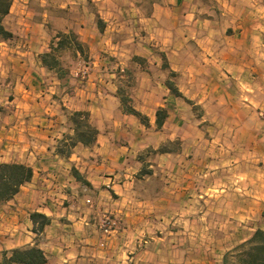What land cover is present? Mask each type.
Masks as SVG:
<instances>
[{"label":"crops","instance_id":"1","mask_svg":"<svg viewBox=\"0 0 264 264\" xmlns=\"http://www.w3.org/2000/svg\"><path fill=\"white\" fill-rule=\"evenodd\" d=\"M202 1L214 13L201 14L198 6H203ZM16 2L21 4L13 0L4 24L14 12ZM72 3L75 2L68 1L70 8L74 7ZM89 4L93 12L83 9L75 21L63 20L65 25L59 29L74 31L88 46V61L91 57L96 59L88 65L83 80L74 77L75 69H70L65 85L63 77L42 64L40 54L49 50L50 42L45 18L21 16L26 25L22 29L29 39L26 49L7 46L6 41L0 40V163L19 162L33 169L31 180L12 199L0 202V257L4 250L37 244L47 256L44 264H137L131 248H140L142 238L155 229V238L149 237L156 244L143 240V247L154 249L153 254L145 251V256L150 255L147 260L152 257L157 264H182L183 243L176 241V237L167 243L163 234L169 227L162 224L164 214L170 202L175 201L166 192L169 179L160 178L155 185L149 182L154 174L152 168L164 170L166 156L171 154H155L154 159L151 155L140 157L142 150L156 149L170 138L160 134L172 114L177 113L167 110L166 120L157 128V109L180 102L166 86V79L159 80L165 71L155 51L164 53L169 69L177 73L175 85L183 96L197 98V103L226 104V130L230 129L233 148L246 151L239 147L244 144L259 151L253 157L243 154L242 158L263 160V128L256 119L262 114L258 110L262 108L258 96L259 89L264 87V0H157L147 15L140 12L134 0H91ZM66 6L67 3L61 5ZM98 15L108 22L101 30ZM123 18L126 22H121ZM129 22L134 43L147 41V46L134 47L133 55L145 58L148 65L131 67L136 79L134 107L147 116V125L125 113L116 95L124 73L130 71L127 65L120 59L109 75L100 67L108 50L111 56L126 55L117 50L118 42L110 36ZM220 22L225 24L222 32L214 29ZM137 24L145 30L144 36H138ZM158 46L161 47L156 49ZM64 108L88 111L90 121L99 131L92 145L77 143L69 156L56 150L64 134L71 133ZM233 154L226 148V159L233 160ZM180 166L183 164L179 163L177 169L182 171ZM144 168L147 173H143ZM72 169L87 184L76 179ZM184 176L178 180L193 185V180ZM245 178L227 177L226 182L242 184ZM246 186L226 192V200L232 203L228 206L230 216L255 212L261 205L260 195L246 191ZM196 195L202 197L193 191H182L176 197H190L192 201ZM245 203L253 205L247 207ZM6 206L10 208L4 209ZM32 212L50 217L41 234L32 231ZM102 212L123 220L122 226L107 236L92 220ZM151 212L160 217L157 226L150 223ZM168 233L177 231L169 229ZM189 246L205 249L208 255L201 258L202 264H223L226 248L218 241L196 242L194 238ZM170 249L171 253L174 249L175 255L168 258Z\"/></svg>","mask_w":264,"mask_h":264},{"label":"rangeland","instance_id":"2","mask_svg":"<svg viewBox=\"0 0 264 264\" xmlns=\"http://www.w3.org/2000/svg\"><path fill=\"white\" fill-rule=\"evenodd\" d=\"M17 1L21 4L18 6V3L16 2L14 12L6 19L7 23L4 24L3 21V24L8 30L12 31V33L14 30L16 31L15 34L13 33L12 38L6 40L7 46H20L22 49H26L29 45V39L24 34L26 25L22 17H28L27 15H29V17L31 16L35 20L45 18V25L47 27L46 35L47 38L51 39L57 31H62L59 29H62L65 25L63 20L65 21L67 19L75 21L79 17L80 11L83 9H89V12L94 11V8L89 4L91 0H71L75 2L72 3L74 5L73 8H70L71 4H68V1L70 0ZM82 1H84V4ZM134 1L140 6V12L147 15L150 12L151 4L157 0ZM64 3H67V6L61 7ZM202 4V7L198 6L201 14L204 13V11L214 13V9L205 7L203 1ZM121 20V22L124 20L126 22L125 18ZM106 24H108V22H104L98 15L97 25H99V27L101 26V29H104V27L107 26ZM122 25L124 26H122V28L119 26V30H114L113 36L110 37L111 39L115 38L114 40L118 42L119 48H117V50L126 53V55L118 57L115 54H112L113 56H111L109 55L110 50H108L107 52H104L102 56L103 64H100V67L103 69V73L109 75L110 73H114L115 63L122 59V63L126 64L130 71L124 73L123 70L120 72L121 74L124 73L125 76L120 82L116 95H121L126 99V106H134V86L136 84V79L131 71V67L134 65H141L144 67L147 66L148 63L145 58L133 55V49L134 47L137 49L141 48L142 44H146L147 46V41L139 40L140 44L137 45L134 43L136 41L132 40L131 29L133 27L130 22L129 24L123 23ZM135 27H138V36H144L146 32L140 28V24H137ZM224 27L225 24L220 22L214 27V29L218 32H222ZM110 37L108 36V39H110ZM159 47L161 46L156 47V49ZM83 48V55L75 53L72 49H66L58 53L60 65L65 73L62 76L65 85H68V82L66 81H68L70 69H75L73 74L74 77L83 80L82 78L87 76L89 69L88 65H92L91 61H96L95 57H91L88 61V46L84 44ZM155 54L156 56L161 57L162 66L164 63L167 65L166 68L162 67L165 72L162 77H159V80L160 78L162 80L166 79L165 83L169 82L176 87L175 77L177 76V73L169 69L164 53H161L160 50H156ZM140 58L143 59V61H140ZM262 62H264V58L262 59ZM106 91H109V89L106 88ZM259 91L260 94L258 96V101H261L260 107L262 108H258V110H261L262 114L259 115L256 120L262 125L263 130L261 133L264 139V87L260 88ZM179 98L180 102L178 104L174 103L164 107L166 112L167 110H175L177 113L175 116L172 114L165 124V128L163 129L164 132L160 134L161 136L165 135L170 138H167L156 149L149 147L142 150L140 157H143V154L145 157L150 155L153 157L155 154H163L156 152L161 145L168 150V152L164 153L171 154V157L166 156V168H164V170H160L158 167L152 168L154 174L149 180L152 185H155L158 179L161 178L160 180L164 181V178H168V190L166 192L170 193L169 195H172L175 200L172 203L170 202L167 213L164 214L165 221L162 224L165 226L169 225V227L165 229L163 234L166 237L165 241L167 243H170V239H174L175 237L176 241H181L183 243L180 255V261L182 260V264H202L201 258L203 256L207 257L208 254H205L206 252L204 248L189 246L190 243H193L194 238L196 239V242L198 239L201 240V242L212 240L218 241L219 245H221L222 248H226L227 251L238 243L249 238L257 228H264V159L257 162L252 160L245 161L242 158L243 154H245L246 157L248 155L253 157L254 153H258L259 151L257 149H251L244 144L239 147L246 148V151L243 150L240 152L233 148L235 143L231 141L232 137L229 135L230 129L226 130V114L224 113V110L226 111V104L207 102L197 103V100L199 99L196 98L190 100L183 95ZM71 111H74V109L64 108V114L66 116L67 113ZM241 142H245V140H241ZM226 148L232 150V152L234 151L235 155H232L233 160H230L232 159L231 157L226 159ZM262 152L264 158V145L262 146ZM237 158H239L238 161H236ZM151 163L154 164L155 162ZM179 163L183 164L182 167L180 166L182 171L177 169ZM142 170L143 173L148 172V169L144 168ZM182 176L189 181L192 179L193 185H190V182L188 181L184 180L182 182L181 180H178L179 177ZM238 176H246L245 180H241L244 181L242 184H239V182L236 184L233 182H226L227 177L237 179ZM245 185H247L245 189L246 191L257 192L260 195L261 205L257 206L255 212L252 210L250 213L240 214L236 217L230 216L231 214H228V206L232 205V203L226 200V192L232 193L238 191L235 188L245 187ZM182 191H184V193L193 191L201 194L202 197L200 198L196 195L193 197L194 199L192 201L190 197L180 200V197L178 198L176 196H180ZM244 205L251 207L253 204L245 203ZM9 208L10 206H6L4 209L8 210ZM224 208L227 209L224 210ZM103 213L106 212H102L98 215ZM98 215H95L92 219L94 220L95 225ZM149 218L150 223L154 225L156 224V226L158 225L160 220L158 213L153 215L151 212ZM116 219V228H119L122 226L123 220L120 219L118 215H116ZM205 226H207L208 229H205ZM169 229L177 231V234H169ZM155 231V229L152 230L142 238L143 244H140V248H137L138 246L131 248V250L135 252V261H137V264H157L156 260L154 261V259H151L152 257L147 260L150 255L145 256V251H151L153 254L154 249L150 248V246L146 248L143 247V240H151L149 236L155 238ZM151 241L153 244L157 243L153 239ZM166 246H168V244ZM166 250L168 251L169 249L166 247ZM172 254L175 255L174 249L172 253L170 249L167 254L168 258L171 257ZM203 260L205 261V258Z\"/></svg>","mask_w":264,"mask_h":264},{"label":"trees","instance_id":"3","mask_svg":"<svg viewBox=\"0 0 264 264\" xmlns=\"http://www.w3.org/2000/svg\"><path fill=\"white\" fill-rule=\"evenodd\" d=\"M13 0H0V40H8L13 37V33L3 24V18L9 13ZM99 23V21H98ZM99 27V25H98ZM101 30V26L99 27ZM84 43L81 42L74 31H57L50 39L49 50L40 55L41 62L44 66L55 71L58 77L65 73L62 70L58 53L66 49H72L75 53L84 54ZM139 58V57H136ZM143 61V59H139ZM163 67H167L164 63ZM166 86L171 93L182 97L181 92L169 82ZM120 99L122 109L125 113L132 114L143 124H148V118L138 111L134 106H126V99L117 95ZM167 112L164 108L156 111L155 125L161 128ZM67 120L71 133H66L57 143V152L62 156H69L71 149L77 143L86 146L92 145L99 133L98 129L90 121V114L86 110H74L67 113ZM156 152H168L161 145ZM143 171V170H142ZM72 174L76 179L87 184L80 174L72 169ZM33 169L31 166L19 162H2L0 163V202H6L12 199L20 188L31 180ZM32 221V231L41 234L46 225L50 223V217L41 212H32L30 214ZM47 256L42 248L37 244L23 248H13L4 250L0 257V264H44ZM223 264H264V228H257L249 238L238 243L226 251Z\"/></svg>","mask_w":264,"mask_h":264},{"label":"built area","instance_id":"4","mask_svg":"<svg viewBox=\"0 0 264 264\" xmlns=\"http://www.w3.org/2000/svg\"><path fill=\"white\" fill-rule=\"evenodd\" d=\"M87 203H90V200H86ZM96 226L103 235H109L112 231L116 229L117 219L116 216L112 213H103L98 215Z\"/></svg>","mask_w":264,"mask_h":264}]
</instances>
